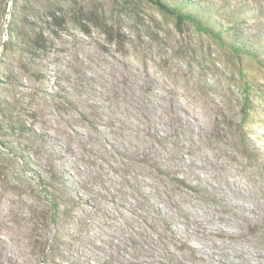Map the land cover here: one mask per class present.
<instances>
[{"label":"rangeland","instance_id":"374dc122","mask_svg":"<svg viewBox=\"0 0 264 264\" xmlns=\"http://www.w3.org/2000/svg\"><path fill=\"white\" fill-rule=\"evenodd\" d=\"M194 1L225 45L148 0H0V264H39L37 173L84 262L264 264V65L226 45L264 56V0Z\"/></svg>","mask_w":264,"mask_h":264},{"label":"trees","instance_id":"16d2710c","mask_svg":"<svg viewBox=\"0 0 264 264\" xmlns=\"http://www.w3.org/2000/svg\"><path fill=\"white\" fill-rule=\"evenodd\" d=\"M158 7L164 13L176 18L178 26H182L185 23H191L195 26L196 30L200 33H205L215 37L218 41L224 43V33L221 27H214L215 20L211 18V6L206 3L196 2L194 0H179L175 4H170L168 0H148ZM5 13V12H4ZM214 21V22H213ZM7 43V41L5 42ZM8 44H6L7 46ZM225 45V43H224ZM233 53L238 56L247 55L257 59L264 65V56L260 53L256 47L255 40H249L240 30H234V38L232 42L226 44ZM21 132H28L26 124L18 125ZM22 152V150H21ZM23 160L25 165H28V161ZM37 190L35 196L37 198V205L33 209V234L35 237V248L37 249V259L39 264H90L84 262L86 255L84 252L92 248L98 249L95 240L98 239L100 234L93 237L92 234H81L79 232V238H75L73 234L67 229L63 228L60 224L64 219L68 225L77 226L78 217L74 213V209L71 206H66L62 203L63 196L68 195L72 203L77 202V197L71 192H67L66 186L63 184H57L55 178H46L37 173L36 177ZM143 222L147 230L148 223L144 218ZM147 226V227H146ZM156 234V242L160 241V234L150 227ZM122 230L125 231L124 228ZM131 239L135 240L138 244L137 249L140 253L147 252L149 243H140L137 241L136 235L146 237L145 233H136ZM146 232V231H145ZM158 235V236H157ZM153 238V237H152ZM82 239V240H81ZM77 240L80 243H77ZM166 250L170 251V246L165 244ZM139 253V255H140ZM80 260V261H79ZM105 264H110L105 262Z\"/></svg>","mask_w":264,"mask_h":264}]
</instances>
